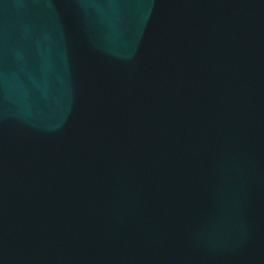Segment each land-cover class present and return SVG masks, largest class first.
Listing matches in <instances>:
<instances>
[{
  "label": "water",
  "instance_id": "water-1",
  "mask_svg": "<svg viewBox=\"0 0 264 264\" xmlns=\"http://www.w3.org/2000/svg\"><path fill=\"white\" fill-rule=\"evenodd\" d=\"M0 264H264V0H0Z\"/></svg>",
  "mask_w": 264,
  "mask_h": 264
}]
</instances>
